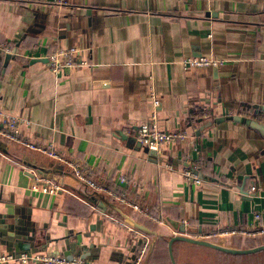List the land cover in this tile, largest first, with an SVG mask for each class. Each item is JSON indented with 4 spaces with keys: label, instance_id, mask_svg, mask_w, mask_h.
I'll return each instance as SVG.
<instances>
[{
    "label": "crops",
    "instance_id": "1",
    "mask_svg": "<svg viewBox=\"0 0 264 264\" xmlns=\"http://www.w3.org/2000/svg\"><path fill=\"white\" fill-rule=\"evenodd\" d=\"M67 2L0 0V46L16 48L6 65L0 53V116L20 117L24 138L87 167L108 190L124 189L148 215L73 175L57 193L34 190L35 177L0 152V256L25 250L93 264H164L159 237L178 233L169 220L197 238L264 225V0ZM74 46L87 64L51 72L47 54ZM190 56L223 63L183 69ZM150 86L160 99L159 126L186 133L154 157L122 137L148 119ZM227 116L252 118L259 127ZM11 144L28 162L52 159ZM186 168L204 178L186 179ZM120 175L138 186L120 183ZM250 185L252 196L240 192L243 186L248 194ZM100 196L153 233L127 229L116 210L100 206ZM22 235L34 246L20 248ZM242 236L250 235L208 239L246 248ZM177 242L183 241L173 243L176 264H184L187 253Z\"/></svg>",
    "mask_w": 264,
    "mask_h": 264
},
{
    "label": "built area",
    "instance_id": "2",
    "mask_svg": "<svg viewBox=\"0 0 264 264\" xmlns=\"http://www.w3.org/2000/svg\"><path fill=\"white\" fill-rule=\"evenodd\" d=\"M54 4L66 5L67 0H51ZM0 51L9 53L11 52L10 48L7 46H0ZM48 61V66L51 72L54 74L59 73H69L73 69L86 65L87 62L80 58V49L77 47H67L59 48L47 54L46 56ZM223 62L216 58L207 57V56H193L187 57L181 60L183 69L187 68H206L213 67L216 68L220 66ZM149 96L152 104V111L149 114L147 120L142 122L135 129L133 136L136 141L139 142L142 146L147 147L148 149H153L156 153H160L163 145L169 142H175L177 140L184 139L186 133L182 131H165L162 129L157 120V107L160 105V99L158 98L154 88L150 86ZM23 120L9 113L2 114L0 116V136L7 140L10 143L18 144L28 150L36 151L41 154L48 156L54 160H58L65 164L69 168L72 175L82 184L88 186L90 189L96 192L107 193L112 196L113 199L123 206L129 207L132 211L148 215L146 208H143L141 204L133 201L132 198H129L128 194L123 189L120 192H115L108 190L105 186L98 183L95 178L91 175L90 170L87 167L77 165L68 159L64 154L59 153L58 151L52 149L50 146H41L30 140L24 138L19 130L20 124ZM195 168V166L193 167ZM194 169L186 168L183 170L182 174L186 179L192 180L193 182L200 183L201 180L196 173L193 172ZM35 177V183L32 185L34 190H39L44 193H57L58 191L64 190L65 187L62 183L52 181L50 179ZM120 183H126L128 186L136 188L137 183L124 175L119 176ZM255 191V186L250 185L248 188V193L251 194ZM254 220L260 221L261 214L256 212L253 215ZM127 229L131 231H137L140 234H143L141 231L132 227L131 225L122 223ZM236 234L243 235H261L264 236V225L259 224L258 226H251L247 230H238L231 228L229 230L210 233L201 238H211V237H221V236H234ZM144 235V234H143ZM145 236V235H144ZM142 252L147 247V242L142 246ZM0 264H93L87 260L75 256L72 259H68L65 255L60 253H51V252H36V253H20L19 255H1Z\"/></svg>",
    "mask_w": 264,
    "mask_h": 264
},
{
    "label": "water",
    "instance_id": "3",
    "mask_svg": "<svg viewBox=\"0 0 264 264\" xmlns=\"http://www.w3.org/2000/svg\"><path fill=\"white\" fill-rule=\"evenodd\" d=\"M207 16L210 14H206ZM16 53V48L13 49L11 52L9 53H5V65L6 63H8V61L11 58H14V55ZM224 119L227 120H233V121H241L244 122L245 124H248L252 127H259V124H257V121L252 119V118H247V117H239V116H227ZM223 120L222 118L219 120L221 121ZM218 121V120H217ZM209 124H206V126H208ZM118 134H121V132H118ZM123 139L128 140L129 142H133L136 144L137 147L142 148V150L144 152H146L150 157H154L157 155L156 151L153 149H148L145 146H142L139 142L136 141L134 136H126L123 135L122 136ZM0 152L10 158H12L13 160L19 162L25 169H27L29 171V174L31 177L34 176H38L39 178H43V179H50L52 181L55 182H59V183H63L64 181V177L67 175H72L71 171L69 170L68 167L65 166L64 163L58 161V160H54V159H47V161H45V163L43 164H38V163H31L28 162L27 160L23 159L20 156H15L16 153V148L7 140H5L4 138H2L0 136ZM194 173L197 174V176L201 179L204 178V176L200 173L197 172L195 170H193ZM240 192L242 194H246L249 196H252L253 193L251 194H247V192H245L243 190V186H240ZM93 202H96L97 198H94L93 196H91L90 198ZM100 199L102 200L100 202V206L102 208H106V206L110 205V208L116 210L120 216L123 218V220L131 225L132 227L145 232L146 234L149 233H153V231H151L147 226H145L144 224L138 222L137 220H135L134 218H132L131 216H129L127 213L123 212L120 208H118L116 205L109 203L107 199H105V197H101ZM111 211V209H110ZM173 226H175V228L178 229V233L176 235L170 236L168 241H167V250H168V255H169V259L171 264H176V260L174 257V253H173V243L176 241H183V242H187V243H191V244H196V245H201V246H206L209 248H212L214 250H218L221 252H225V253H229V254H249V253H254V252H258L261 250H264V242L260 243L258 245H255L253 247H230V246H226L223 245L219 242H215L213 240H209V239H205V238H197L195 236H191L192 234L190 233H194V231L192 230H187L185 228V225L183 223H178L172 220H169ZM20 237L17 241V243L20 245V248H27L28 246H34V242L29 241L30 237H27L25 235L22 236H18ZM16 237V238H18ZM70 250H74V248L70 247ZM25 250H22V252H24ZM21 252V253H22ZM28 253V252H25ZM64 255V254H63ZM68 259H72L75 256H66ZM81 257V256H79ZM83 258V257H81Z\"/></svg>",
    "mask_w": 264,
    "mask_h": 264
},
{
    "label": "trees",
    "instance_id": "4",
    "mask_svg": "<svg viewBox=\"0 0 264 264\" xmlns=\"http://www.w3.org/2000/svg\"><path fill=\"white\" fill-rule=\"evenodd\" d=\"M1 52L2 51H0V53ZM200 114L201 111L194 110V112H192V116L200 115ZM199 117H201V115ZM261 240L262 241L259 242L263 243L264 238H262ZM158 241H159V248L160 246H163L164 249V252H161L162 257L164 254L168 260V264H171L167 250V241H168L167 237L160 236ZM177 243L181 246L180 248L181 251L188 249L191 251L190 253L185 254L184 264H264V250L249 254H229L218 250H214L206 246H201L186 242H177ZM246 245H248L249 247L255 246L251 244H246Z\"/></svg>",
    "mask_w": 264,
    "mask_h": 264
},
{
    "label": "rangeland",
    "instance_id": "5",
    "mask_svg": "<svg viewBox=\"0 0 264 264\" xmlns=\"http://www.w3.org/2000/svg\"><path fill=\"white\" fill-rule=\"evenodd\" d=\"M242 237L248 238L245 243L251 244V245H258V243H261L259 241H262L261 239L264 238V236H261V235H250V236H242ZM237 241H239V240H237ZM253 243H255V244H253ZM160 251L161 252H164L163 246H160ZM182 252L190 253L191 251L188 249V250L181 251V253ZM163 258H164V264H168V260H167V258L165 257L164 254H163Z\"/></svg>",
    "mask_w": 264,
    "mask_h": 264
}]
</instances>
